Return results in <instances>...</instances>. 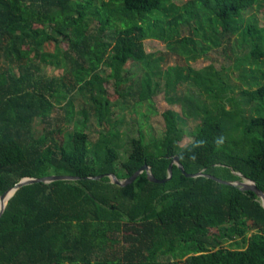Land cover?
<instances>
[{"label":"trees","instance_id":"16d2710c","mask_svg":"<svg viewBox=\"0 0 264 264\" xmlns=\"http://www.w3.org/2000/svg\"><path fill=\"white\" fill-rule=\"evenodd\" d=\"M257 2L0 0V197L27 177L80 178L16 192L0 218V264H264V207L255 192L187 177L177 164L162 184L147 172L125 187L109 177L125 180L147 165L163 181L178 157L188 174L236 182L240 173L264 193V26L244 16ZM110 31L114 44L107 42ZM234 37L256 64L244 70L252 82L243 94L258 115H241L234 88L213 65L175 66L165 87L181 112L163 113L160 139H134L125 160L112 132L91 140L90 115L104 127L117 116L118 101L136 95L152 103L160 60L146 52L145 41L163 42L192 61ZM60 38L68 50L49 52ZM130 61L143 76L128 88ZM44 65L63 75L47 77ZM183 84L209 104L177 95ZM77 95L85 100L79 111ZM58 109L72 130L54 124ZM200 118L194 140L182 147L183 126Z\"/></svg>","mask_w":264,"mask_h":264},{"label":"rangeland","instance_id":"374dc122","mask_svg":"<svg viewBox=\"0 0 264 264\" xmlns=\"http://www.w3.org/2000/svg\"><path fill=\"white\" fill-rule=\"evenodd\" d=\"M189 0H173L176 5H183ZM245 19L248 20L251 17H255L259 27L264 26V0H258L253 8L244 12ZM96 24L93 25V27ZM113 31L107 32V42L114 44ZM69 45L66 40L60 38L59 44H50L47 46L49 52L63 53L68 50ZM226 49V51H225ZM145 50L148 54H152L155 60H160L159 74L155 77V81L160 83V88L153 97L152 103L140 102L138 97L131 96L124 100L118 101L115 111L117 116L113 121L101 127L98 124L97 118L94 115H90L87 123L86 131L89 134L93 142L97 141L101 133L112 132L115 147L120 153V159L125 160L129 156L132 150V141L138 139L141 136L144 137L145 142L151 143L160 139L166 131L165 119L163 113L173 109L177 112H181V105H172L168 102L166 94V74L167 70L175 66L191 67L195 70H201L207 66L213 65L220 70L225 76L226 80L234 88L233 97L240 103L242 113L241 115L247 118L254 117L257 112H253L252 103L244 96V90H250L251 79L246 80L245 68L255 62L249 57V47H243L236 37L232 39L230 43H226L225 48L220 50H213L207 55L201 56L197 60L187 61L184 56L173 55L167 48V45L157 40L145 41ZM43 72L47 77L59 78L63 75V70L57 69L50 65L43 66ZM124 75H127L129 82L127 87H136L137 82L143 76V70L134 62H129L125 68ZM259 75V73H257ZM109 87V86H108ZM110 92L113 93L112 88L109 87ZM177 95L186 96L191 95L198 97L203 102L206 101L205 96H201L200 90L192 87L190 84H183L178 91ZM76 110H81L85 106V100L80 96H75ZM231 108V106H228ZM57 119L54 120V124H59L61 127L69 128L72 130L73 124H69L64 114V111H57ZM79 116L76 117L78 119ZM202 119L198 121H188L184 126L185 137L180 143L182 147L188 146L194 140V132L196 127ZM39 121L37 120V123ZM238 242V240H236ZM242 244V242H240ZM232 242H226L225 246L232 248Z\"/></svg>","mask_w":264,"mask_h":264},{"label":"water","instance_id":"95a60500","mask_svg":"<svg viewBox=\"0 0 264 264\" xmlns=\"http://www.w3.org/2000/svg\"><path fill=\"white\" fill-rule=\"evenodd\" d=\"M177 164L178 167L180 168V170L183 172V174H185V176L190 177V178H198V177H202V176H207L219 183L225 184V185H233V186H238L240 187L243 191H253L255 192L258 197L261 199L262 201V205L264 207V193L258 189L256 183L250 179H248L247 177H245L244 175L240 174V173H236L241 180L240 181H236V182H231V181H224L221 180L219 178H216L214 176L211 175H206L204 173V171L196 173V174H188L186 173L184 167L182 166V164L180 163V160L178 157H176L172 163L170 164L169 167V177L166 180L160 181L157 180L154 175L151 172V168L147 165L143 166L139 171H137L133 176H131L128 179L125 180H119L114 174H110L109 177L111 178L112 182L118 186H122L125 187L131 183H133L139 175H141L144 172H147L149 180L151 182L154 183H165L167 180H170L173 176V167L174 165ZM103 176H99V177H95L93 179L99 180L101 179ZM80 178L78 177H73V176H50V177H45V178H23L20 182H18L13 188H10L7 192H5L1 197H0V204L1 209H0V218L2 217L9 200L16 194V192L27 185H32L35 183H52V182H56V181H76L79 180Z\"/></svg>","mask_w":264,"mask_h":264},{"label":"bare ground","instance_id":"6f19581e","mask_svg":"<svg viewBox=\"0 0 264 264\" xmlns=\"http://www.w3.org/2000/svg\"><path fill=\"white\" fill-rule=\"evenodd\" d=\"M1 206H2V205L0 204V209H1Z\"/></svg>","mask_w":264,"mask_h":264}]
</instances>
